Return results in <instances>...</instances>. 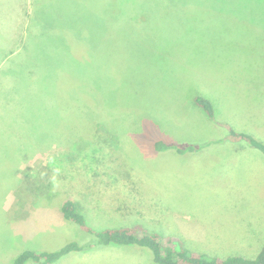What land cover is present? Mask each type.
<instances>
[{"label": "rangeland", "instance_id": "rangeland-1", "mask_svg": "<svg viewBox=\"0 0 264 264\" xmlns=\"http://www.w3.org/2000/svg\"><path fill=\"white\" fill-rule=\"evenodd\" d=\"M87 1L111 21L99 28L94 70L77 68L86 49L71 43L49 64L40 40L87 43ZM111 1L103 16L100 4ZM23 4L0 0V107L16 113L0 119V264L92 241L62 218L66 200L96 231L141 225L205 257L234 253L200 239L225 238L217 216L229 202L257 206L264 218V154L227 140L224 127L264 144V0H30L24 19ZM263 245L264 230L248 257ZM90 258L155 264L138 246H99L54 264Z\"/></svg>", "mask_w": 264, "mask_h": 264}, {"label": "trees", "instance_id": "trees-1", "mask_svg": "<svg viewBox=\"0 0 264 264\" xmlns=\"http://www.w3.org/2000/svg\"><path fill=\"white\" fill-rule=\"evenodd\" d=\"M100 2V1H99ZM68 3V2H67ZM86 13H88L86 25V41L87 43H75V39L71 37V42L64 38L62 44H60L57 40H49L44 39L40 40L38 43L39 50H44V55L46 57L45 51L49 52V56L46 59L50 64L51 57L55 55L56 60L58 59L59 54L65 53L66 55L71 52V49L75 46H82L86 49V55L84 59H81L77 56V68L87 67L90 71H93L95 68V61L99 55L100 49V37H99V28L103 25H108L111 23L110 18L106 20L105 18L96 17L97 11L95 9L98 3H94L91 1H87ZM69 7H66L67 10L65 12L70 11L72 13L69 14L68 20L73 21L76 24H79V21L82 18L79 13H77L76 9L73 8L70 4ZM65 9V5L63 6ZM63 9V10H64ZM99 9L102 11L103 16L110 15L109 13L112 10V1L100 4ZM91 10L93 12H91ZM74 11V12H73ZM99 14V13H97ZM80 16V18H79ZM107 21V22H106ZM80 25V24H79ZM80 28V26H79ZM95 29L96 35L91 33V29ZM99 42V46L97 43ZM45 43H49L51 48H49ZM70 43L75 45L70 48ZM80 44V45H78ZM69 48V49H68ZM60 49V52L57 51ZM72 56V54H71ZM74 57V56H73ZM54 58V56H53ZM60 59V58H59ZM63 59H65L63 57ZM61 60V59H60ZM54 61V60H53ZM65 61V60H64ZM47 64V65H49ZM197 105H199L209 118L213 117V106L211 102L198 96L195 99ZM224 127L229 131V134L226 136L227 140H237L243 141L251 147L252 149L258 150L264 154V144L259 140L255 139L253 136L243 133L237 132L231 129L228 125L224 124ZM212 144V143H211ZM155 148L159 151L161 150H169L172 147L171 145L164 144L162 142H157L155 144ZM193 148H185V149H177L178 153H183L186 151H192ZM60 212L62 214V218L66 221L73 222L77 224L81 229L86 232L88 235L93 236V240L87 244H81L77 241H72L70 243L65 244L61 248L53 252H43L39 254H35L33 252H24L18 255L13 264H26L28 261L33 262L34 264H54L59 261L61 258L77 252H84L88 250H92L96 247H109V246H118V247H129V246H138L145 248L151 252L152 261L155 264H264V245L258 251L254 258H245L241 256H229L225 258L221 257H212V256H202L199 253L193 252L187 249L184 243L177 237L172 236H161L155 233H150L146 228L141 225H135L130 227H121L119 229H103V230H93L89 227L80 212L79 204L74 200H66L60 206Z\"/></svg>", "mask_w": 264, "mask_h": 264}, {"label": "crops", "instance_id": "crops-1", "mask_svg": "<svg viewBox=\"0 0 264 264\" xmlns=\"http://www.w3.org/2000/svg\"><path fill=\"white\" fill-rule=\"evenodd\" d=\"M58 1H65V0H58ZM21 2L24 3L22 7V15H23L26 12L27 8H29L30 0H21ZM37 3H40V2H37ZM24 15H23V19L25 17ZM21 33L23 34V31H21ZM19 44H22V48H23V45H24L23 41H20ZM27 49H30V48L27 46ZM15 114L16 113L11 112V109L10 110L3 109L0 107V119H1V116L3 115H15ZM8 122H13V120L8 119ZM12 124L13 123L7 124V125L10 126L8 128H11V130L14 131L15 128L12 126ZM2 131H3V128L1 129V125H0V137H1ZM229 163H231V165H229V168L227 170L229 174H232L237 171L238 167L234 166L232 164V161H230ZM243 208H245V210ZM220 210L227 212L225 214L222 213L217 216L225 223L224 225L226 226V229L220 230V232H222L225 235L224 236L225 238L220 239L219 231H217L214 234V235H217L216 238L214 237V235L209 234V238H207V240H204L202 238L200 239V241L204 243H209V244L224 243V244H229L233 248H235L234 253H232L231 255H227L225 257L241 256V257L249 258L248 254L253 253L255 251V248H256L255 243H258V241L261 240L262 235H263V230H264L263 229L264 228L263 215H261V219H260V215H258L259 207L257 206L254 207L251 204H244L241 202H229L227 203V206H222V208L219 209V211ZM187 241L191 242V240H187ZM195 241H198V240H195ZM101 253H96V256H91V257L99 259V257H103ZM92 258L87 259L86 261L82 260L80 261L79 264H88L89 261H92Z\"/></svg>", "mask_w": 264, "mask_h": 264}]
</instances>
